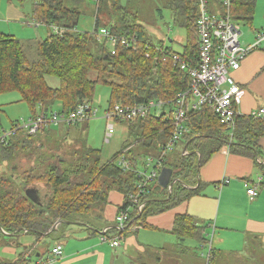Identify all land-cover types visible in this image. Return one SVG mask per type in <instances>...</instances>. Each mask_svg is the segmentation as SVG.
<instances>
[{"label": "trees", "instance_id": "obj_1", "mask_svg": "<svg viewBox=\"0 0 264 264\" xmlns=\"http://www.w3.org/2000/svg\"><path fill=\"white\" fill-rule=\"evenodd\" d=\"M79 1L32 0L33 19L50 29H61L62 34L56 35L51 31L50 36L36 42V59L31 62L25 45L19 39L0 33V95L17 92L30 116L35 118L53 111L55 103L59 107L57 111L62 113H69L83 103L94 109L97 84L109 88L106 112H111L115 105L134 107L149 101L173 103L177 94L189 87V76L180 69V65L182 62L190 67L196 64L198 7L195 0H169L167 4L174 14V23L187 32V43L182 53H176L169 47L163 48L161 44L155 45L139 23L136 12L121 5L120 0H94L98 11L103 6L109 10L110 22L104 29L117 38L116 45L111 49L106 39H96L97 19L92 32L77 30L81 17L76 7ZM255 4L256 0H230L228 11L231 19L237 24L251 25ZM210 6L225 10L223 0H211ZM174 55L178 60L173 59ZM89 74H95V80H91ZM46 77L56 78L58 86H49ZM172 113L169 107L167 114L150 111L143 119L120 123L127 126L128 133L134 134L138 143L158 151L172 134ZM16 122H11L6 132ZM235 125V129L230 131L219 124L208 110L189 114L185 123L188 133L182 139L186 155L173 153L162 165L173 171L171 179L176 181L171 190L161 189L157 183L148 185L140 199L145 202L142 212L136 215V207H132L124 230L108 229L107 236L122 235L132 226L148 227L147 217L173 209L197 194L198 189L189 188L198 181L199 166L221 147L228 145L232 153L245 151L250 145L256 149L257 139L264 135V120L238 115ZM1 128L0 122V137L4 133ZM39 132L43 136L48 135L46 126ZM37 134L31 136L18 132L0 143V162L3 163L0 172V234L26 233L34 235L36 241L43 236L51 237L59 244L61 237L57 235L58 229L52 230L56 223L63 222L59 226L65 228L75 223L86 224L90 228L88 220H92V211L97 209L100 212L109 192L123 195L120 211L128 207L132 197L138 194L137 186L141 178L119 165L122 157L133 167L139 166L145 158L135 157L129 144L123 145L105 163H101L100 150L80 143L78 151L75 147L55 153L47 151L44 159L38 155L25 156L30 149L35 154L43 152L37 146L32 148L30 139ZM256 153L260 157L258 148ZM22 160L31 162L32 166H22ZM261 171L264 174V166ZM30 188L37 193L39 204L26 197L25 192ZM203 229L190 215L175 216L171 233L179 240L177 247L183 248L180 254L185 253L182 246L185 240H195L200 245L207 243ZM26 252L27 249L18 255L20 262L26 261Z\"/></svg>", "mask_w": 264, "mask_h": 264}, {"label": "crops", "instance_id": "obj_2", "mask_svg": "<svg viewBox=\"0 0 264 264\" xmlns=\"http://www.w3.org/2000/svg\"><path fill=\"white\" fill-rule=\"evenodd\" d=\"M32 10L33 4L29 6L19 0L17 2L1 0L0 33L14 36L22 43L29 42L31 44L50 36L52 31L50 27L36 22L32 17ZM210 10L217 14H223V9L216 6L215 8L210 6ZM36 24L40 25L34 27ZM261 32L256 31L254 41L244 43L242 47L254 44L257 35ZM263 42L264 40L257 49L248 54L237 71L229 73L230 77L244 91L237 107L238 115H249L252 111L264 109V44L261 46ZM55 105L57 103L52 107L57 111L59 107L57 105V109H54ZM28 118H31L30 114ZM51 126L56 125L47 126L46 130ZM182 139L178 145L179 151L177 146L175 149L177 151H173L168 157L173 153L182 155L184 149ZM256 144L260 157H257L259 156L256 153L257 148L254 149L252 145L246 146L249 149L239 153H232L229 146L226 145L211 154L204 164L199 166L196 185L189 188L198 189V193L173 209L147 217L148 227H130L128 231L117 236L119 238L118 247H112L110 243L100 241L105 229L114 230L116 216L120 207L123 206V195L116 191L109 192L107 202L100 212L98 211V215L96 214L94 218H91L92 220H88L90 228L81 223L69 224L79 227V232L88 233L86 231L90 230L91 234L82 233L76 236L67 228L65 230L66 241H59L63 253L55 264H127L128 252L133 247L138 250L139 257L147 255L149 250L163 251L167 246L178 248L179 240L171 233V229L175 216L182 214L194 217L196 222L204 227L203 235L208 240L207 243L200 245L195 240L191 241L199 244L201 249L207 250L206 256H204L203 250L200 256L205 258L208 263L215 262L227 252L233 251H228L223 247L225 242L239 240L242 243L241 251L246 254L240 264H256L252 262L251 258L257 262L258 256L248 250L251 244L256 242L258 250L264 253V174L261 171L264 166V135L257 139ZM224 180H228V183H224ZM251 188H255L257 192L254 198L247 194V190ZM59 227V224H55L52 230L59 229ZM141 231H147L149 234L139 240L144 234ZM127 233H136V237L127 239ZM1 235L8 237L6 239L9 242L10 238H14L15 242L12 247L3 249L8 250L9 255L7 260L0 259V264H35L37 259L49 256L52 247L57 243L56 241L48 243L45 236L36 241L34 235L26 233L21 235L1 233ZM210 236L211 240L209 241ZM109 237L116 236L109 235ZM173 241H175L174 244H172ZM186 241L182 242L185 253L189 248ZM29 247L32 248L29 249ZM26 249V261L20 262L18 255ZM216 264H221V262Z\"/></svg>", "mask_w": 264, "mask_h": 264}, {"label": "built area", "instance_id": "obj_3", "mask_svg": "<svg viewBox=\"0 0 264 264\" xmlns=\"http://www.w3.org/2000/svg\"><path fill=\"white\" fill-rule=\"evenodd\" d=\"M198 7V17L196 27L197 35V59L194 67L182 62L180 69L184 70L190 79L189 87L177 94L173 103L163 101H149L145 104L134 107L115 105L111 112H106L105 140L109 142L114 132V122H134L145 118V116L156 107H170L173 110V130L170 138L158 150V157H145L140 167H133L124 157L119 160L120 168L133 171L141 178L138 183V194L132 197L131 204L123 211H118L115 221V229L122 231L125 223L129 220V212L132 207H136V212H142L145 202L140 199L146 193L148 185L157 183L159 173L163 169L164 160L170 153L175 151L177 144L187 133L185 123L189 114L197 111H211L217 118L219 124L233 131L236 127L235 118L238 116L237 107L244 95V91L230 77V72L237 71L241 62L255 50L264 40V32L257 35L254 44L242 47L239 42L240 31L238 24L231 19L228 4L230 0H223L225 10L223 14H217L210 10L211 0H195ZM39 25H35L37 27ZM52 33L61 35L62 30L51 27ZM97 41L106 39L111 49L116 45L117 38L112 36L107 29H100L96 33ZM124 44V42L122 41ZM114 54V52L112 51ZM147 56V55H146ZM174 60H178L176 55ZM97 111L83 103L69 113L59 111H50L47 114H39L35 118L19 120L8 132H4L0 137V143L4 138L14 136L18 132H24L27 135H36L42 127L50 125L66 124L68 126L80 122L89 121L96 118ZM249 116L255 119L264 120V109L250 112ZM186 150H182V155ZM228 183V180H224ZM261 182V181H259ZM264 185V183H263ZM251 198L257 195L255 188L247 190ZM136 213V214H137ZM108 229H105L101 235L102 243L108 242L112 247L119 246V238L107 236ZM62 256V247L55 244L50 255L45 258H39L35 264H55L57 259Z\"/></svg>", "mask_w": 264, "mask_h": 264}, {"label": "rangeland", "instance_id": "obj_4", "mask_svg": "<svg viewBox=\"0 0 264 264\" xmlns=\"http://www.w3.org/2000/svg\"><path fill=\"white\" fill-rule=\"evenodd\" d=\"M14 1L17 2V0ZM168 1L169 0H120V3L123 6H127L129 10L136 12L139 17V23L144 27L147 35L153 40L155 45L159 46L161 44L163 48L169 47L176 53H182L183 48L187 43V32L185 29L177 26L174 23V14L167 7ZM24 4L31 6L32 0H24ZM76 7H78L79 11L81 12V17L77 25L78 31L92 32L96 19L98 20V30L108 26L110 20L109 10L107 7L103 6L102 10L100 9L98 11L96 2L94 0H80L76 4ZM238 26L241 33L239 38L240 45L242 46L244 43L253 42L255 38V32L264 31V0H256L252 24L250 25L247 23H240ZM23 44L25 45V51L29 62L35 60L36 42L33 44L24 42ZM263 44L264 42L261 44V46ZM89 77L91 80H95L96 75L89 74ZM46 81L51 87L58 86V80L56 78L46 77ZM108 99L109 88L102 84H97L95 87L93 101V108L98 112L96 118L86 122H80L72 126H68L66 124L51 126L46 130L48 135L45 136H43L42 132H39L37 136H33L30 141L32 143V148L37 146L36 148L41 149L40 151L43 152L40 154H35V151L31 153L30 149L28 152H26L25 156L33 157L34 155H38L42 156L44 159L46 158L44 157L45 154H48L47 151L55 153V151L70 149L71 147H75V150L78 151L81 149L80 147L77 148V145L80 143L87 145L89 148L91 147L92 149L100 150L101 163H105L111 159L125 144H129V149L135 157L140 156V158H142L149 156L157 158L159 155L157 150L154 148H146L138 143L134 134H129L127 126L120 122L111 121V123L114 125V132L109 142H106L104 136L106 120H104V115L107 109ZM0 108L2 110L0 115V122L2 126L1 129L3 130L2 132H6L10 128L11 122H16L22 119L26 120L30 114L26 104L20 101V95L17 92L0 95ZM54 109H57V105L54 106ZM152 111H155L156 114H167L169 107H156ZM179 144L180 142L177 144V146ZM177 150L179 151V146ZM65 153L66 152H64V154ZM21 162L22 166L24 167L32 166L31 162L26 163V160H22ZM6 165L8 171L7 162ZM2 167L3 163L0 162V172ZM94 210L96 213L98 212L97 209ZM93 211L90 215V218H94L96 216V213H93ZM66 229L67 228L64 226H61L57 230V235L61 237V241H66ZM68 229L76 236L82 233L85 235L91 234L90 230L86 231L88 233L79 232V227L75 226H69ZM141 232H144V234L139 238V240L149 234L147 231ZM131 237H136V233H127V239ZM6 238L8 237L0 234V259L5 260H7L9 253L8 250L5 251L3 249L5 247H12L15 242L14 238H10V242ZM53 239L54 238L51 239V237L46 238L48 243H52ZM210 240L211 236L209 237V241ZM174 243L175 241H173L172 244ZM253 243L254 244H251L248 251L255 253L258 256V261L256 262L251 258L252 262H255L256 264H264V253L258 250L257 246L255 245L256 242ZM186 245L189 248L188 252L184 254H180L179 248L167 246L164 247L165 250L163 251L149 250L147 255H141L140 257L137 254L138 250L133 247L128 252L126 262L127 264H216L218 262H221V264H240V262H243L241 259L246 255L241 251V241L237 240L236 242H225V246L223 247L228 249V251H233L227 252L223 255L224 257H219V259H216L215 262L210 261L208 263L205 258L200 256L202 250L204 256H206L207 250L201 249L199 244L191 240H187Z\"/></svg>", "mask_w": 264, "mask_h": 264}, {"label": "water", "instance_id": "obj_5", "mask_svg": "<svg viewBox=\"0 0 264 264\" xmlns=\"http://www.w3.org/2000/svg\"><path fill=\"white\" fill-rule=\"evenodd\" d=\"M186 149V147H184V150ZM173 176V171L170 168H163L161 170V172L159 173L158 179H157V184L159 185V187L161 189H167V190H171V188L173 187L174 183L176 180H171ZM26 197L31 200L33 203L35 204H39L38 203V196L37 193L35 192L34 189H28L25 192ZM63 222H58L57 224H62Z\"/></svg>", "mask_w": 264, "mask_h": 264}, {"label": "clouds", "instance_id": "obj_6", "mask_svg": "<svg viewBox=\"0 0 264 264\" xmlns=\"http://www.w3.org/2000/svg\"><path fill=\"white\" fill-rule=\"evenodd\" d=\"M234 23H236V22H234ZM237 24V23H236ZM239 25V24H238ZM257 49V48H256ZM239 86V85H238ZM250 114V113H249Z\"/></svg>", "mask_w": 264, "mask_h": 264}, {"label": "bare ground", "instance_id": "obj_7", "mask_svg": "<svg viewBox=\"0 0 264 264\" xmlns=\"http://www.w3.org/2000/svg\"><path fill=\"white\" fill-rule=\"evenodd\" d=\"M40 25V24H39Z\"/></svg>", "mask_w": 264, "mask_h": 264}]
</instances>
